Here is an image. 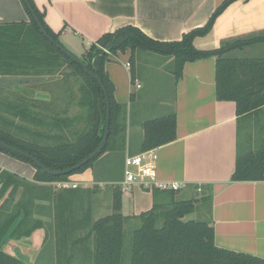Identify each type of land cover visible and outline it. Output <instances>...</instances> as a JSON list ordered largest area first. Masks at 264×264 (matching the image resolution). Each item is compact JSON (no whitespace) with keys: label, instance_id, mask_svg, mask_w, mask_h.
<instances>
[{"label":"trees","instance_id":"obj_1","mask_svg":"<svg viewBox=\"0 0 264 264\" xmlns=\"http://www.w3.org/2000/svg\"><path fill=\"white\" fill-rule=\"evenodd\" d=\"M234 1L223 0L204 25L183 33L176 41L154 40L131 25L103 33L81 53L85 68L60 48H64L59 39L61 31L50 29L44 20V12L34 1L20 0L27 20L0 23V90H6L5 95L0 94V141L31 155L55 172L70 169L83 161L101 142L106 122L104 91L93 75L98 77L108 96V134L99 153L67 173L44 172L25 155L2 145L0 152L30 164L35 171L33 180L43 183L67 182L69 176L82 173L100 159H106L109 168L122 159L124 162L125 125L120 114L121 106L114 98V84L104 67L106 61L118 53H129L132 82L139 51L171 58L168 71L174 82L180 78L186 62L213 56L216 99L233 101L238 116L264 107V57L230 54L242 50L245 45L263 42L264 35L223 41L213 49H197L193 45L194 38L206 35L216 18ZM35 18L48 37L42 34ZM72 107H75L74 112L70 113ZM16 119L21 122L17 123ZM141 127L143 134L137 153L173 141L176 138V115L171 112L147 118ZM231 180H264V152L238 153ZM22 182L18 175L0 168V195H6L1 208L8 206ZM60 188L64 191L49 187L57 201L53 207V219L61 224L57 233L64 230L65 236L76 226H86L88 232L81 242L91 240V248L85 249L87 251L83 254L85 262L77 264H264L262 258L217 247L211 222L185 220L184 217L193 212L196 199L153 205L139 213L125 256L126 218L121 212V190L114 188L112 191L110 213L93 221L82 216L79 223H75L66 218V207L61 204L69 198L64 196L68 187ZM24 204L21 199L15 202L11 209L14 213L0 225V243L9 231L13 230L12 236H29L42 224L36 221L33 229L21 232L29 217L26 213L16 227H10L20 216ZM0 264L28 263L0 247ZM57 264L73 263L69 257Z\"/></svg>","mask_w":264,"mask_h":264},{"label":"crops","instance_id":"obj_2","mask_svg":"<svg viewBox=\"0 0 264 264\" xmlns=\"http://www.w3.org/2000/svg\"><path fill=\"white\" fill-rule=\"evenodd\" d=\"M33 1L44 12V20L50 29L61 31L60 40L66 38L65 35L79 37L84 41V49L103 33L126 25L139 28L154 40H179L183 33L204 25L223 0ZM26 20L20 0H0V23ZM256 35H264V0H236L216 18L206 35L194 38L193 45L197 49H213L223 41ZM79 53L81 55L82 51ZM128 54L111 56L104 65L114 84V98L121 106L120 114L125 125L124 158L138 152L143 134L142 121L162 115L151 109L166 104V99L159 95L147 99V103L141 100L137 89H141L145 81L136 66L135 78L131 81L129 66L126 65ZM230 54L264 57V41L245 45L242 50H234ZM153 72L161 80L171 76L163 72L159 65ZM214 75L215 57L212 56L186 62L180 78L176 82L172 79L173 96L168 102L170 109L163 113H175L176 138L156 148V177L179 181L182 184L179 190L149 189L137 184L123 188L120 184L123 159L111 168L106 159H100L82 173L69 176L67 183L76 186L66 189L68 192L64 196L69 198L61 203L66 207V218L69 216L67 219L73 222L86 216L93 221L100 217L94 216L95 208L101 206H108L110 213L114 188L121 190V212L129 226H134L135 217L153 205L164 206L172 201L196 199L193 212L187 214L185 220L211 222L214 244L219 248L264 259V180H231L238 153L264 152V107L236 115L233 101L216 99ZM0 168L22 179L17 191L19 198L14 203L20 199L25 202L19 217L23 218L28 213L27 222L31 215L33 220L42 222L33 234L40 240L32 243L36 246L43 244L46 233L42 230L49 225L52 227L50 221L57 202L49 187L54 186L55 191H62L63 188L61 190L58 186L59 182L33 180L35 171L30 164L1 152ZM109 180L111 189H106V200L101 201L102 184ZM3 200L4 197L0 202ZM14 203L9 205L11 209ZM21 242L4 239L1 248L5 245V249L22 254L26 250Z\"/></svg>","mask_w":264,"mask_h":264},{"label":"rangeland","instance_id":"obj_3","mask_svg":"<svg viewBox=\"0 0 264 264\" xmlns=\"http://www.w3.org/2000/svg\"><path fill=\"white\" fill-rule=\"evenodd\" d=\"M214 11V10H213ZM66 38L61 39V43L70 50V53L73 55H79V52H83V44L84 41L80 39L79 37H75L72 35H65ZM136 67L142 72V77L144 78V85L141 89H137V94L141 98L142 101L147 103V99L153 97L162 96L166 99V104L163 106L154 107L152 112H159L162 115H165L163 112L167 113L169 112L170 106L168 105L169 99L171 100V97L173 96V83L172 79L173 76H169L170 78H164L161 80V78L156 74V72H153L155 67L157 65L161 66V69L163 72H165L167 75H170L169 67L171 65V58L165 57L156 53L148 52V51H139L136 56ZM153 67L149 69V67ZM149 70V71H148ZM148 71V72H146ZM157 75V76H156ZM157 78V79H156ZM1 95L6 94V90H0ZM74 108L72 107V110H70V113L74 112ZM159 115V116H162ZM158 117V116H157ZM12 118V117H11ZM17 123L21 122L20 120L16 119ZM110 180L106 181L102 184L103 186V192H102V199L101 201H105L106 198V189H111ZM19 191V189L17 190ZM17 191L12 196V201L9 202V205H12L15 201V199L19 198V194H17ZM28 195V193H25ZM6 195H0V199L5 197ZM29 196V195H28ZM27 197V196H26ZM32 197V196H30ZM27 200V199H26ZM99 200V203L101 202ZM33 202V201H32ZM3 201L0 202V225L2 226L3 223H5L6 218L11 217V215L14 213V211L11 210L10 207L4 206L1 208ZM33 205V203H32ZM32 207V206H30ZM129 207V206H128ZM207 209V208H206ZM57 210V209H56ZM55 210V211H56ZM126 208H124V212H126ZM94 211V210H93ZM110 211V208L108 206L104 207H97L94 211V216H103L107 214ZM10 215V216H9ZM26 215V214H25ZM69 218V216H67ZM30 220L26 223H24L21 227V232H25L28 229L32 228L36 224V220L29 218ZM22 220V217H17L14 222L11 224V228L13 229L18 225V223ZM75 223H79V220H73ZM135 224L137 220L133 221ZM52 227L50 228V225L47 227V229L42 230L43 233L45 232V241L43 244H39L36 246L32 243V241L36 240L39 241L40 238L34 234V231L29 236H12L10 235L12 231L8 232V235L2 238V241L6 239L8 242H14L16 240L21 241H31V244L29 242H24L25 246L23 245V242H21V245L23 246L24 250H26L24 253H14L13 251H10L9 249H5L2 247V249L6 252H10L12 255L22 259L24 262L28 264H57L64 259L71 258V261L73 264L77 263H84V252L91 248V240H85V243L81 242V239L86 235L88 230H86V226L79 227L76 226L69 230L66 235L64 236V230L62 231L60 229V233H57V230L59 229L61 224L57 223L54 219L50 221ZM57 224V225H56ZM134 224V226H135ZM55 225V228H54ZM62 228V227H61ZM133 226H129L126 222L124 223V232H125V238H124V246H123V253L125 256H127V252L129 249V241H130V235L131 230ZM33 229V228H32ZM41 231V232H42ZM59 231V230H58ZM39 232V231H37ZM37 237V238H36ZM28 238V239H26ZM64 238H66L64 242ZM2 241L0 243V247L2 244ZM87 249V250H85ZM8 250V251H7ZM22 255V256H21ZM83 261V262H82Z\"/></svg>","mask_w":264,"mask_h":264},{"label":"built area","instance_id":"obj_4","mask_svg":"<svg viewBox=\"0 0 264 264\" xmlns=\"http://www.w3.org/2000/svg\"><path fill=\"white\" fill-rule=\"evenodd\" d=\"M129 66V63H126ZM139 85L137 84V87ZM156 148H151L136 154L126 155L123 162V178L120 184L123 188H129L134 184L149 189L177 191L182 187L179 181L159 180L156 177ZM59 187H75V184L59 182Z\"/></svg>","mask_w":264,"mask_h":264},{"label":"water","instance_id":"obj_5","mask_svg":"<svg viewBox=\"0 0 264 264\" xmlns=\"http://www.w3.org/2000/svg\"><path fill=\"white\" fill-rule=\"evenodd\" d=\"M36 21H37V24L42 32V34L45 36V37H48L46 31L44 30V28L42 27L41 23L39 22V20L37 18H35ZM64 46V45H63ZM60 47V46H59ZM64 52H66L70 57H72L73 59H75L77 62H79L83 67L86 68V65L85 63L80 59V55H73L72 53H70V50H68L65 46L64 48L63 47H60ZM87 72L89 74H91V71L90 70H87ZM94 78L98 81V83L100 84L101 88L103 89L104 91V95H105V99H106V122H105V130H104V134H103V138L101 140V142L99 143V145L96 147V149L88 156L86 157L83 161H81L80 163H78L77 165H75L74 167L70 168V169H67V170H64V171H60L62 173H67V172H70L72 169L78 167L79 165H81L82 163L86 162L87 160H89L93 155L99 153V151L101 150L103 144L105 143L106 141V138H107V134H108V125H109V100H108V96H107V93H106V90L103 86V84L100 82V80L98 79V77L96 75H93ZM0 145L6 147L7 149H10L12 151H17L23 155H25L26 157H28L37 167L41 168L44 172H47V173H50V174H57V173H60V172H55V171H51L49 170L48 168H46L45 166H43L38 160H36L34 157H32L31 155L23 152L22 150H19V149H16L10 145H7L5 143H3L2 141H0Z\"/></svg>","mask_w":264,"mask_h":264}]
</instances>
